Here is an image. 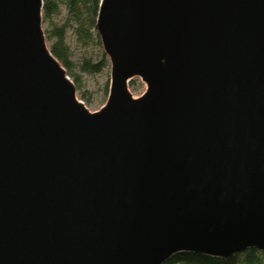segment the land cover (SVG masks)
I'll return each mask as SVG.
<instances>
[{"label":"water","instance_id":"95a60500","mask_svg":"<svg viewBox=\"0 0 264 264\" xmlns=\"http://www.w3.org/2000/svg\"><path fill=\"white\" fill-rule=\"evenodd\" d=\"M43 3L0 0V264L264 253V0H100L95 112Z\"/></svg>","mask_w":264,"mask_h":264},{"label":"rangeland","instance_id":"374dc122","mask_svg":"<svg viewBox=\"0 0 264 264\" xmlns=\"http://www.w3.org/2000/svg\"><path fill=\"white\" fill-rule=\"evenodd\" d=\"M42 27L49 48L55 41L54 37L50 39L49 36L64 28L65 43L70 51L71 67L69 72L77 82V97L84 102L91 112L98 111L108 98L111 65L107 59L106 67L102 72L96 74L83 69L85 62L96 64L106 56L96 30H90L92 37L86 38L84 33L79 31V25L69 14L65 0H59L58 13L50 20L43 19ZM70 79L73 80L71 77ZM129 90L134 98H138L146 91V84L140 78H134L129 84Z\"/></svg>","mask_w":264,"mask_h":264},{"label":"trees","instance_id":"16d2710c","mask_svg":"<svg viewBox=\"0 0 264 264\" xmlns=\"http://www.w3.org/2000/svg\"><path fill=\"white\" fill-rule=\"evenodd\" d=\"M43 19H52L59 11V0H43ZM100 0H65L69 14L72 19L79 25V31L84 33L86 38H91L90 30L95 29V20L99 9ZM55 38L50 50L54 57L66 69L68 76L73 79L69 72L71 67L70 51L65 43L64 28H61L49 36ZM107 65V58L104 56L99 63L85 62L83 69L90 73L96 74L103 71ZM77 85L76 79H73ZM164 264H264V253L257 249H250L240 254H235L228 259L214 258L198 254H180L174 256Z\"/></svg>","mask_w":264,"mask_h":264}]
</instances>
